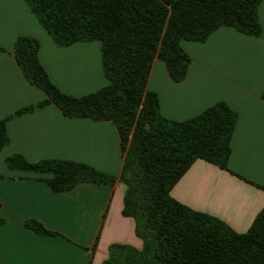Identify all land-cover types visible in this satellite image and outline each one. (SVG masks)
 I'll use <instances>...</instances> for the list:
<instances>
[{
	"label": "crops",
	"instance_id": "obj_1",
	"mask_svg": "<svg viewBox=\"0 0 264 264\" xmlns=\"http://www.w3.org/2000/svg\"><path fill=\"white\" fill-rule=\"evenodd\" d=\"M257 16L258 37L224 26L202 43L182 41L190 58L185 79L173 82L155 59L146 87L168 120L185 121L218 102L237 113L228 170L198 159L171 190L179 203L237 233L246 232L264 206V0ZM19 37L38 41L39 62L61 93L82 97L107 85L98 41L58 47L23 0H0V120L46 98L15 61ZM6 131L9 143L0 152V264H102L113 244L141 249L134 220L122 215L126 186L119 180L53 192L40 175L5 165L12 155L28 163L64 160L118 178L123 152L112 121L68 118L49 104L10 119ZM29 222L53 234H37Z\"/></svg>",
	"mask_w": 264,
	"mask_h": 264
},
{
	"label": "trees",
	"instance_id": "obj_2",
	"mask_svg": "<svg viewBox=\"0 0 264 264\" xmlns=\"http://www.w3.org/2000/svg\"><path fill=\"white\" fill-rule=\"evenodd\" d=\"M23 1L56 46L98 41L107 85L82 97L61 93L39 62L38 41L17 38L15 61L25 80L46 98L0 120V152L9 143L10 119L53 104L68 118L112 121L123 164L118 178L81 163H28L19 155L7 157L6 167L40 175L53 192L116 180L126 186L122 215L134 220L142 247L113 244L102 264H264V206L248 230L237 233L171 196L198 159L228 170L237 113L218 102L185 121L168 120L160 113L157 95L146 88L155 59L164 63L173 82L185 79L190 58L182 41L202 43L224 26L258 37L261 0ZM27 225L37 234H53L37 222Z\"/></svg>",
	"mask_w": 264,
	"mask_h": 264
}]
</instances>
